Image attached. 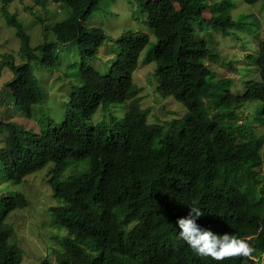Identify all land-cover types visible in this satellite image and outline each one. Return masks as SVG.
<instances>
[{
    "label": "trees",
    "instance_id": "1",
    "mask_svg": "<svg viewBox=\"0 0 264 264\" xmlns=\"http://www.w3.org/2000/svg\"><path fill=\"white\" fill-rule=\"evenodd\" d=\"M1 1L4 16L22 41L23 55L40 49L46 63L58 66L59 46L75 43L83 58L80 83L71 90L67 115L59 125L48 118V125L27 135L9 119L6 109L0 121V133L6 134L0 148L4 181L20 183L53 163L49 182L60 204L52 211L55 222L67 229L57 264H211L210 257H198L180 238L177 221L188 216L195 200L204 212L197 224L212 231L224 206L237 203L253 208L264 191V133L257 131L260 126L264 132V38L259 29L251 24L257 50L247 53L242 64L250 74L251 62L256 60L259 76L246 79L244 91L241 85L234 91L230 78L215 79L206 63L211 52L208 42L197 35L213 27L245 43L236 30H246L249 23L232 18L233 1L142 0L156 37L145 60L156 62L161 95L172 96L187 109L181 117L152 123L150 107L140 105V89L133 81L149 33L126 30L117 39L119 52L110 67L100 71L87 59L97 55L107 34L101 27L86 25L100 0H54L63 3L69 14L46 27L56 41L45 40L35 48L22 22L9 10L15 0ZM245 1L259 3L264 10V0ZM11 58L8 54L0 61V76L5 66L13 70L7 87L21 113L31 116L33 105L44 102L45 90L30 62L16 64ZM227 64L233 67V61ZM122 101H128L122 123H87L100 106L106 109ZM249 104L251 116L245 115L246 123L237 125ZM85 158L88 168L62 178L67 167ZM28 204L21 192H5L1 198L0 264H23L26 252L12 240L13 227L5 220L11 211ZM260 219L254 241L264 252L263 209L256 221ZM40 264L52 263L45 259Z\"/></svg>",
    "mask_w": 264,
    "mask_h": 264
},
{
    "label": "rangeland",
    "instance_id": "2",
    "mask_svg": "<svg viewBox=\"0 0 264 264\" xmlns=\"http://www.w3.org/2000/svg\"><path fill=\"white\" fill-rule=\"evenodd\" d=\"M217 0H204L205 3H214ZM230 11L236 21L249 23L247 35L244 28L237 29L241 38H246L245 43L238 41L235 35L224 37L220 30L216 29L209 37V49L211 52L207 56L206 63L210 66L215 79H231V88L236 91L241 85L244 91L243 82L246 79L258 77L257 62H251V73H247L245 55L256 53L258 42L254 40V24L260 36L264 38V10L259 3L249 4L244 0H231ZM142 0H100L99 8L94 10L87 19V26L101 27L107 34V38L99 48L97 55L87 59L100 71H106L119 52L117 39L129 29L147 32L150 41L142 51L139 65L133 72V81L140 87L138 93L140 105L150 107L148 116L149 122L166 123L173 116L181 117L187 109L177 99L172 96L163 97L159 91V77L155 72L156 62L146 61L145 56L148 49L156 42V37L150 29L148 13L141 8ZM2 1L0 0V61L5 55L11 54L16 64L30 62L33 75L41 82L46 98L43 103L33 105L31 116H25L20 108L16 106L11 90L7 87L8 81L14 77V72L9 66L3 68L0 76V121L4 110L12 121L19 123L25 129L27 135L39 132L42 127L49 124V119L53 124L59 125L62 118L67 115L66 107L71 90L79 82V64L83 58L79 55L77 44L71 46L61 45L58 48L59 65L52 66L46 63L43 51L33 50L26 55L21 53V40L16 34V27L12 26L4 16L2 11ZM9 10L22 22L29 34L31 46L34 48L42 44L45 40L56 41V36L52 31H46L48 25L56 21H62L68 16V9L63 3L54 0H45L43 4L33 0H15L10 4ZM209 28L199 31L198 36L207 37ZM243 44V45H242ZM144 58V59H143ZM233 61V67L228 65ZM242 65V66H240ZM237 67L236 69L234 68ZM128 101L112 102L104 108L100 106L94 113L89 125L111 126L117 122L122 123ZM250 106L242 114L239 123H246L243 118L245 114H250ZM225 110V109H224ZM217 111L212 109V113ZM170 128H166V133ZM259 134L264 133L263 128H257ZM110 132V130H107ZM6 134L0 133V148L3 145ZM67 167L62 178L71 174H78L88 168V159L75 161ZM53 163H48L45 167L28 174L20 183L4 181L3 162L0 159V207L1 198L5 192H21L26 195L29 204L18 207L11 211L5 220L6 225L13 227L12 240L16 241L26 252H23V264H40L47 259L52 264H57V254L61 247V239L66 236L67 229L60 227L56 220V215L52 209L60 202L54 197L52 186L49 182V170ZM55 222V223H54ZM264 264V260H262Z\"/></svg>",
    "mask_w": 264,
    "mask_h": 264
},
{
    "label": "clouds",
    "instance_id": "3",
    "mask_svg": "<svg viewBox=\"0 0 264 264\" xmlns=\"http://www.w3.org/2000/svg\"><path fill=\"white\" fill-rule=\"evenodd\" d=\"M238 22L242 24L244 23L242 21ZM214 30L216 29L210 27L207 37L201 34V36L207 40L208 45L209 37L211 36L212 38H214L212 35L215 32ZM219 33H222V31ZM223 36L226 37L231 35L223 34ZM138 88L141 89L140 87ZM247 108L248 106L244 108V112ZM244 112H242V114H244ZM250 112L251 113L248 115L251 116L252 110H250ZM242 114L241 117L237 119V125L243 124V122L239 123V120H241L240 118H242ZM8 117L10 119V116ZM243 118H245V116ZM231 121L234 120L232 119ZM261 172L264 174V168ZM260 209L264 210V191H260V198L255 202V206L253 208L242 206L237 203H232L224 206L219 212L217 221L215 223L212 221L214 227L211 231L202 228L197 224L196 221L204 215V212L196 206V201L194 200L193 206L190 207L188 216L179 218L177 221L180 229L179 236L187 243L193 253H195L198 257H210L212 259L211 264H218V262L227 260H236V262H238L239 264H263L262 260H264V252L256 247L254 241L255 238H257L259 235V229L262 226L263 221V219L256 221ZM154 264L159 263L155 262Z\"/></svg>",
    "mask_w": 264,
    "mask_h": 264
}]
</instances>
